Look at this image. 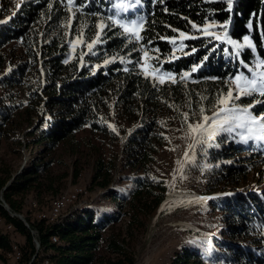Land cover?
<instances>
[{"label": "trees", "instance_id": "obj_1", "mask_svg": "<svg viewBox=\"0 0 264 264\" xmlns=\"http://www.w3.org/2000/svg\"><path fill=\"white\" fill-rule=\"evenodd\" d=\"M140 15L133 38L117 21ZM208 23L212 31L252 46L231 57L223 43L204 34ZM144 54L174 77L146 75L140 67ZM253 56L264 63V0H0V143L22 134L26 146L52 151L88 127L107 138L110 148L120 141L112 121L132 126L120 143L121 167L132 173L121 193L108 188L115 204L109 212L86 206L56 222L32 220L23 216L22 199L41 189L56 192L52 179L44 182L49 162L31 159L18 173L1 170L0 217L11 229L0 232V262L12 251L9 232H16L24 237L16 264L34 255L49 264H133L129 240L166 198L165 179L153 167L165 140L161 129L171 118L185 122L183 115L193 120L209 113L241 67L239 59L249 63ZM260 99L256 114H264V93ZM36 118L35 127L23 132ZM250 146L226 147L264 161V146L263 152ZM97 151L90 185L106 189L115 158ZM220 152L214 162L228 156ZM245 166H215L212 184L233 189L245 179ZM222 198L228 215L219 261L264 264V187ZM124 215L126 233L116 226ZM173 264L205 263L185 249Z\"/></svg>", "mask_w": 264, "mask_h": 264}, {"label": "rangeland", "instance_id": "obj_2", "mask_svg": "<svg viewBox=\"0 0 264 264\" xmlns=\"http://www.w3.org/2000/svg\"><path fill=\"white\" fill-rule=\"evenodd\" d=\"M123 6L127 8L129 3ZM117 22L125 33L137 38L143 15ZM211 28V23L206 24L203 27L204 34L213 35L218 43H223L231 57L239 58L244 47L252 46L246 39L231 40L224 33L212 31ZM73 42L76 44L81 41L76 39ZM250 60L248 63L239 59L241 67L231 79L227 92L220 96L209 113L194 116L193 120L183 115L185 122L171 118L161 129L165 140L158 145L153 167L165 179L166 198L146 217L144 228L129 240L134 256L133 264H173L185 249L198 252L205 264H222L219 258L223 256L225 249L222 242L224 236L221 233L227 230L228 215L222 197L245 194L249 190L264 187V161L244 156L245 151L233 153L231 147H226L230 142L244 144L248 148L251 144L253 148L258 147L263 152L264 114H256L254 108L261 102L260 95L264 93V63L257 56ZM151 62L146 54L141 58L140 67L146 75L160 81L174 77L171 72L164 71ZM37 121L38 118L23 132L32 130ZM112 126L120 141L110 148L107 146V138L91 133L88 127L76 132L73 138L60 143L52 151H45L41 144L26 146V139L22 134L18 137L11 135L1 141L0 172L7 170L18 173L31 159L49 162V176L44 178V182L52 179L56 192L41 189L40 193L33 191L24 195L23 216L32 220L38 218L49 221L53 196L62 193L56 200L75 189H80V195L62 217L73 208L91 206L97 211L103 208L102 211L107 212L115 208L108 188L115 193H121L128 184L125 177L132 171L121 167L120 143L124 133L132 126L116 120L112 121ZM222 149L228 152V156L214 162L213 156L222 154ZM97 150L103 151L107 159L115 158L111 182L106 189L98 186L93 188L90 185ZM232 164H246L248 173L245 179L233 189L222 184L213 185L212 169L215 166ZM75 172L78 175L74 180ZM127 222V216L124 215L116 226L126 233ZM0 232H7L1 217ZM9 233L13 245L24 244L22 235ZM6 256L7 263L8 254Z\"/></svg>", "mask_w": 264, "mask_h": 264}, {"label": "bare ground", "instance_id": "obj_3", "mask_svg": "<svg viewBox=\"0 0 264 264\" xmlns=\"http://www.w3.org/2000/svg\"><path fill=\"white\" fill-rule=\"evenodd\" d=\"M80 192H81L80 189H75L72 193L65 194V195L61 196L60 198L54 200L50 206V212H49V218L50 219H49V221L50 222L59 221L62 218L63 213L67 210V208L70 205H73L74 202L77 200L78 196L80 195ZM59 213H62L60 215V217L57 216V214H59ZM7 227L10 228V226H7ZM52 242H57V239L55 237H53ZM34 246H35L36 252H38L39 245H38L36 239H34ZM20 256H21V254H20L18 246L13 245L12 251L10 252V254H8L9 260L7 261L6 264H15V262L17 263ZM35 257H36V255H34L32 257V261H34ZM36 260H35L36 264H49L48 260H46V259H41L40 261L38 259H36Z\"/></svg>", "mask_w": 264, "mask_h": 264}, {"label": "built area", "instance_id": "obj_4", "mask_svg": "<svg viewBox=\"0 0 264 264\" xmlns=\"http://www.w3.org/2000/svg\"><path fill=\"white\" fill-rule=\"evenodd\" d=\"M62 213H59L57 214L58 217H60ZM28 225V224H27ZM6 229H11V228H8L7 225H6ZM38 249V248H37ZM27 264H36V261H32V257H30L29 261Z\"/></svg>", "mask_w": 264, "mask_h": 264}, {"label": "water", "instance_id": "obj_5", "mask_svg": "<svg viewBox=\"0 0 264 264\" xmlns=\"http://www.w3.org/2000/svg\"><path fill=\"white\" fill-rule=\"evenodd\" d=\"M4 207H5V208H8L7 205H4ZM15 215H16L18 218H20V219L24 222V224H25L26 226H28V225H27V222L24 220V218L22 217L21 214H16V213H15Z\"/></svg>", "mask_w": 264, "mask_h": 264}]
</instances>
